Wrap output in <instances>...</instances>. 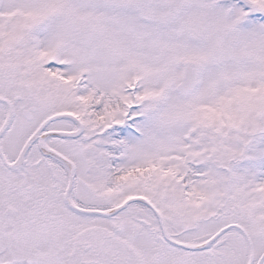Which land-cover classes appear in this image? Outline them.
<instances>
[{
	"label": "snow or ice",
	"instance_id": "snow-or-ice-1",
	"mask_svg": "<svg viewBox=\"0 0 264 264\" xmlns=\"http://www.w3.org/2000/svg\"><path fill=\"white\" fill-rule=\"evenodd\" d=\"M0 264H264V0H0Z\"/></svg>",
	"mask_w": 264,
	"mask_h": 264
}]
</instances>
